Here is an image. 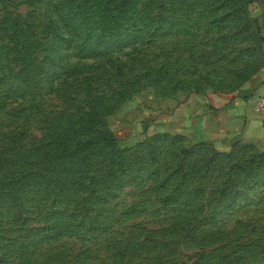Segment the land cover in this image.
<instances>
[{"label": "rangeland", "instance_id": "374dc122", "mask_svg": "<svg viewBox=\"0 0 264 264\" xmlns=\"http://www.w3.org/2000/svg\"><path fill=\"white\" fill-rule=\"evenodd\" d=\"M263 84L264 0H0V264H264Z\"/></svg>", "mask_w": 264, "mask_h": 264}, {"label": "crops", "instance_id": "0c3cea01", "mask_svg": "<svg viewBox=\"0 0 264 264\" xmlns=\"http://www.w3.org/2000/svg\"><path fill=\"white\" fill-rule=\"evenodd\" d=\"M260 90L259 93L257 90L256 97L264 95V84ZM237 96L216 100L209 105L210 110L206 108L208 110L204 113L202 123L212 132L214 138L220 139L226 136L231 139L244 133L251 136L264 134V118L258 117L255 113L254 106L250 102L251 97L246 99L239 97L241 100H237Z\"/></svg>", "mask_w": 264, "mask_h": 264}, {"label": "built area", "instance_id": "2783aa9c", "mask_svg": "<svg viewBox=\"0 0 264 264\" xmlns=\"http://www.w3.org/2000/svg\"><path fill=\"white\" fill-rule=\"evenodd\" d=\"M254 111L260 118H264V95L253 98Z\"/></svg>", "mask_w": 264, "mask_h": 264}, {"label": "trees", "instance_id": "16d2710c", "mask_svg": "<svg viewBox=\"0 0 264 264\" xmlns=\"http://www.w3.org/2000/svg\"><path fill=\"white\" fill-rule=\"evenodd\" d=\"M107 8H105V12H107ZM233 96V95H232ZM243 98H246V97H244L243 96ZM16 113L18 112L17 110L15 111ZM21 112H23V111H20V114H21ZM71 131H72V129H69V133H71ZM76 146H80V144H77Z\"/></svg>", "mask_w": 264, "mask_h": 264}]
</instances>
